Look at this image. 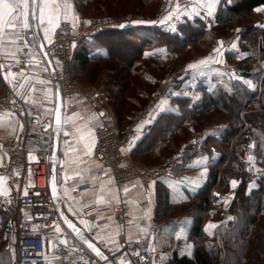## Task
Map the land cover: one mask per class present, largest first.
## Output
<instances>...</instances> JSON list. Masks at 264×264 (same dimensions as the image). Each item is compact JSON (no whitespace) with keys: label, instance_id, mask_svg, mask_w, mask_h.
I'll return each mask as SVG.
<instances>
[{"label":"trees","instance_id":"obj_1","mask_svg":"<svg viewBox=\"0 0 264 264\" xmlns=\"http://www.w3.org/2000/svg\"><path fill=\"white\" fill-rule=\"evenodd\" d=\"M156 1L158 0H84L77 9L81 14L92 8L97 13L110 14L112 11H124L123 7L130 4L139 11L153 10ZM263 9L264 0L221 1L215 20L209 25L200 19H184L175 32L155 26L127 25L122 29H106L96 34L91 43L83 41L74 54L72 65L77 63L84 67L88 63L116 62L124 66L122 72L116 73L112 71V66L105 64L104 69L113 74V78L107 85L109 89L103 88L108 92H102L116 116V125L121 127L118 129L121 133L132 119L133 113L149 99L158 79L167 71V60L164 59L166 56L175 54L180 57L195 46L199 49L207 36H219L238 22L244 24L241 30L244 55L239 59L238 67L241 77L245 82L250 81L254 87L249 88L247 83L235 82L233 92L225 94L218 85L208 89L200 82L195 83V80H178L174 84L175 94L170 97L167 110L156 116L149 131L138 142L143 144L147 141L146 145L149 147L158 145L165 154H171L175 147L185 143L187 135L191 133L189 124L195 129V126L213 113H223L229 116V125L232 126L218 139L210 136L203 141V145L207 142L216 145L215 157L209 163L203 187L188 199L165 207V213L169 210L170 214H174L182 206L184 210L181 212L185 214L183 220L187 221L190 216L191 222L187 221L191 224L189 237L196 243L192 256H178L174 252L162 264H259L255 255V243L264 240V180L255 189L249 190L251 192L247 191L249 174L244 170L241 153L247 144L253 142L252 153L258 157L259 153L262 154L259 147L264 146V91L258 96L256 86L261 73L253 65L257 54L248 49L256 45L259 37L264 39L262 21L254 25L255 13ZM91 49L100 52L95 53ZM227 57L233 59L232 56ZM260 57L264 63V49ZM262 81L264 82V77ZM195 94L200 95L198 101H195ZM137 146L132 149V156L143 158V153H136ZM230 179L239 182L232 199L219 212L214 231L211 234L204 233L201 229L203 215L209 213L210 204L214 200L210 187L221 181L226 189ZM219 203L220 201L217 204ZM214 215L217 216L216 212ZM262 217L261 224L258 223L256 227ZM6 218L0 210L1 237ZM3 251H0V261ZM260 255L264 256V252ZM2 262L4 264V260Z\"/></svg>","mask_w":264,"mask_h":264},{"label":"built area","instance_id":"obj_2","mask_svg":"<svg viewBox=\"0 0 264 264\" xmlns=\"http://www.w3.org/2000/svg\"><path fill=\"white\" fill-rule=\"evenodd\" d=\"M175 2L176 0H163L159 5L156 19L172 10ZM261 21L264 25V19ZM122 23L123 21L117 22L108 17L78 16L76 26L73 27L70 21L62 20L60 26L53 31L51 43L46 51L50 64L48 80L58 85L63 100L72 95H80L85 104L101 119L94 130L93 158L108 172L114 188L121 191L127 184L136 180L140 182L143 190L147 191L156 181L174 177L175 170L180 164L179 156L171 154L156 165L141 168L126 162L125 152L149 131L156 118L155 111L164 109L166 94L171 93L176 81L185 78L195 80L193 75L196 71L211 69L225 75L216 83L226 94L231 93L233 84L237 81L242 82L243 78L238 65L228 62L227 56L239 57L237 46L243 41L241 31L232 33L227 40L217 44L218 46L208 51L204 57L192 59L181 70L171 73L161 85L159 92L153 95L147 105L140 109L119 133L116 123L104 106L100 91L90 86L78 85L72 79L71 68L74 54L83 41H91L96 34L106 29H122L127 24ZM19 31L20 38L16 39L19 44L18 55L11 71L19 76L22 72L21 77H30L33 70L30 54L37 51L38 46L27 39L25 30ZM263 49L264 39L259 37L254 47L257 58H261ZM202 60L207 62L202 65L200 64ZM189 65L195 67L190 68ZM3 71H6L5 68ZM263 77L264 71L256 86L258 96L264 91ZM0 115L23 125L20 136L9 135L0 142V150L7 159L6 164L0 168V176L3 177V187L8 190L7 195H0V210L7 217L3 223L2 234L6 239L5 247L12 249L15 247L11 264H103L77 239L78 244L74 247L54 244L55 251L52 256L47 252V242L39 230V223L45 228L61 223L59 204L63 202V198L59 193L57 180L59 171L62 170L58 165L59 160L63 159L61 151L57 152L54 168L56 189L59 193L56 202L50 191L51 155L54 138L58 137V140L61 138L60 129L55 131L53 120L42 117L35 105L27 106L10 87L0 94ZM201 138V133H195V142L191 144L192 150L200 149ZM66 185L73 188L74 194L86 189V186L75 183ZM94 209L95 206L91 205L83 208L81 213L89 216ZM113 213L121 227L125 228L130 222L129 208L125 203L119 202ZM13 238L14 243L11 240ZM133 245L137 246L138 243ZM96 246L113 260L110 251H106L100 245ZM137 253L135 257L138 264H161L162 256L157 251L140 249Z\"/></svg>","mask_w":264,"mask_h":264},{"label":"crops","instance_id":"obj_3","mask_svg":"<svg viewBox=\"0 0 264 264\" xmlns=\"http://www.w3.org/2000/svg\"><path fill=\"white\" fill-rule=\"evenodd\" d=\"M221 1L227 3L229 0H216L212 14L208 15L206 8L197 6V0H180V15L178 18L176 13H173L171 20L166 21L164 24L159 23L167 15L165 14L160 19L154 20L157 21L155 24H136L138 26H155L171 32H174L172 28L176 29L180 21L184 19H200L209 25L215 20ZM67 2L72 6V15L77 18L79 15L75 1L67 0ZM188 12L192 14L188 15ZM196 12H199L198 16ZM67 21L73 23L71 18ZM130 26L133 27L135 25L131 24ZM52 34L53 32L49 34L50 40H52ZM26 37L38 46V50L32 51L30 54L33 62L32 76L21 77L16 75L15 79H13V84L16 85V90L22 93L21 96H17L27 106L35 105L38 107L42 117L53 120L56 108V86L48 80L50 64L47 60L46 52L50 43L44 38L43 30L37 28L35 24L27 31ZM91 42L92 40L89 43ZM18 49L19 44L16 39L15 43L12 44L9 42V38L5 36L3 43H0V63L5 65L6 71L9 66H13L18 55ZM91 50H94L95 53L100 52L97 49ZM8 51L15 52V56L6 58L5 53ZM84 75V77H87L86 79L79 77L78 79L81 82H91L88 79L91 74H88L87 70ZM224 77L225 75L214 70L202 69L195 72V83L200 82L209 89L213 85H217L216 82ZM0 80L2 83L0 92H5L7 87L10 86L3 80V73L1 72ZM41 80L45 81V83L41 84ZM240 83L245 84V80L243 79ZM10 88L13 89L12 87ZM174 94L171 93L164 100V109L157 111L155 117L167 110L170 97ZM23 96L28 97L27 101ZM199 98L200 95L196 94L195 101H198ZM100 121L101 119L97 113L85 104L80 95H72L63 100L62 122L59 133L61 138L58 140V137H55L53 143V148L57 147V152L61 151L63 154V159H60L58 164L62 170L59 171L60 175L57 178L59 193L63 198V202L59 204L61 223L46 228L39 223V230L47 242V252L54 256V244H62L60 243L61 239L67 241V244L62 245L68 247H74L78 244L75 237L70 233V229L64 219L61 218V214H63L64 217L79 227L90 241L100 245L106 251H110L114 264H121V261L124 264H138L135 256L140 249L159 252L162 256L161 264L168 261L174 252L178 256L186 255L191 257L194 247H196V243L194 244L189 237L191 224L185 220L173 222L170 219L172 214H170L169 210L165 213V207L188 199L203 187L207 180L209 163L215 157L214 145L208 142L203 145V141L210 136L218 139L228 129L227 124H220L205 130V132H199L202 134L201 147L203 148L201 149L200 147L198 151H189V149H186V151L187 142L175 147L174 151H181L180 153L178 152L179 157L187 162L183 161L177 166L173 178L158 180L151 184L147 191H144L140 182L135 180L125 186L128 189L125 192V187L121 191H117L114 188L112 178L108 172L102 169L100 164L93 158V148L91 155H86L83 142L78 139V128L91 129L92 139H94V130ZM21 132V123L9 119L7 116L0 115V142L9 135L20 136ZM65 133L69 134L65 135ZM56 139L58 140L57 142ZM139 140L131 149L125 152L126 162L144 168L160 162L167 156L158 145L149 147V145H146L147 141L139 144ZM135 146H137L136 153H143L144 163L139 162L138 157L132 156L131 151ZM6 162V156L0 150V168ZM189 173L195 175V180L186 178ZM67 183L84 185L86 189L79 194H74L73 188L67 186ZM98 198H100V203H97ZM119 202L125 203L129 208L130 222L125 228L118 224L113 213L114 207ZM91 205L95 206L94 211L89 216L83 215L81 210ZM210 224L215 225L212 221H203L201 229L204 233L209 234L210 231L208 230L211 229L212 231L216 228H207ZM57 225L61 229L60 232L55 231ZM49 241H52L51 245ZM134 243H138V245L134 246Z\"/></svg>","mask_w":264,"mask_h":264},{"label":"rangeland","instance_id":"obj_4","mask_svg":"<svg viewBox=\"0 0 264 264\" xmlns=\"http://www.w3.org/2000/svg\"><path fill=\"white\" fill-rule=\"evenodd\" d=\"M74 1H75V6L76 7L77 6L78 7H81L82 6V3L84 2V0H74ZM162 1L163 0H158V1L154 2L156 4H155L153 10L147 9V10H143V11L140 10L139 11L137 9H134L132 7L133 5H130L129 4V5H125L123 7V10L124 11H120V13L115 12V11H112L110 14L109 13L107 14L105 12L97 13L93 8L92 9H87L85 14H81L78 11V9H77V12H78V15L79 16H83V17H88V16L108 17V18L114 19L117 22H122L123 21L122 24L127 23L125 26H127V25L130 26L131 24H134L135 26H138L136 23H133V22L134 21H154V20H156V14L158 12L159 5H160V3ZM179 3H180V0H176V2L173 3L174 4L173 7H175ZM172 11H173V9L172 10H169V12H172ZM168 13H166V14H168ZM254 18H255V22H254L255 24L254 25H257L258 23H260V21L264 19V9L263 10H258L257 13H255V17ZM240 23H242V22L240 21ZM243 25H244L243 23L242 24H239V22H238V23L234 24V26L229 27V29L226 32L223 31L222 34H220L219 36L218 35H216V36H212V35L207 36L205 38V40L200 44V48L199 49H197V47L195 46L191 51H187L186 53H184L180 57H176L175 54H171L169 56H166L164 59L167 60V64H166V70L167 71L165 72V74H163L158 79L157 84L153 86V92H151V94L149 95V99H147L146 102L143 103V106L140 109H142L143 107H145L147 105V103L150 101V99L153 97V95L156 94L157 92H159V89H160L161 85L166 81L167 77L171 73L178 72L179 70H181L192 59L197 60L199 58L204 57L208 51L214 49L221 42L227 40L231 36L232 33L239 32V31L243 30ZM175 31H177V27H176ZM169 32H171V31H169ZM242 44L243 43H241L240 45L237 46L238 49H239V52H240L239 57H237V58L236 57H232L233 59H229L227 57V61L230 62L233 65H238L239 59L242 58V56L244 55V51L242 50L243 49ZM254 47H248V49L250 51H255L254 50ZM105 64L106 65H109V66H112V68H113L112 71L113 72H116V73H120V72H122L124 70V66L121 65V64H118L116 62H107V63H104V62L101 63L100 62L98 64L97 63L96 64L88 63L84 67L79 66L77 63H73L72 68H71L72 79L78 85H80L82 87H84V86H90V87H93V88H96V89H98V88L102 89V91H100L101 94H102V92H104V93L105 92H108L107 89H103V88L104 87H107L110 79L113 78V74L109 73L107 70L104 69V67L106 66ZM253 65H254L255 69H257L259 71V73H262L263 72L264 63H263V61L261 63V58H256L254 60V62H253ZM86 70H87L88 74H91L90 77H88L89 81H91L89 83H86L84 81L81 82L78 79V77L79 78H84V79L87 78V77H84L85 76L84 73L86 72ZM205 75H208V74H205ZM193 76H195V73H194ZM107 88L109 89V87H107ZM172 92L174 93L173 89H172L171 93ZM2 93H4V92H0V94H2ZM170 94H166V97L165 98H168ZM102 96H103V94H102ZM103 103H104L105 108L109 112L110 117L116 123V120H117L116 119V116L111 111V108H109V105L107 103V99H105L104 96H103ZM139 110H136L133 113L132 116H135L136 113ZM155 112H157V111H155ZM203 121L198 126H195V129H193L192 128V125L189 124V128L191 130L190 131L191 133L189 135H187V139H186L185 142L188 143L187 144L188 147L186 146L185 150L186 149L187 150L189 149V151L192 150L191 144L193 142H195V133L205 132V130H208L209 128H211L213 126H217V125H220V124L221 125L227 124L228 127L230 126L229 125V116H227V115H225L223 113H217V114L216 113L215 114L213 113L211 116H209L208 118H206ZM230 127H232V126H230ZM119 128H121V127L119 126ZM250 145H251V147H250ZM213 147L216 148V145H214ZM253 148H254V143L251 142V143L247 144L246 148L241 153V159H242L243 163L245 164L244 170H245V172L247 174H249L247 191L252 190V189H255L256 187H258L257 186L258 183L261 184L260 181L264 180V146L261 145L259 147V151L261 150V153L262 154L260 155V153H259L258 154V157L255 154L252 153ZM178 152L180 153L181 151H178ZM178 152H175L174 151L171 154H177L178 155ZM171 154H167V156L165 158H167ZM249 156H251L253 158L251 161H249V159H248ZM164 159H162L161 161H163ZM182 159L183 158H180V164L183 163V161L187 162L186 160H184V159L182 160ZM138 161L144 163L145 162V159L144 158H140ZM160 162H157L155 164H151V166L152 165H156V164H158ZM186 178H189L191 180L192 179L195 180V175L189 173L186 176ZM232 180L230 179L228 181V186H227L226 189L222 186L221 181L219 182L218 185L216 184V185H213V186L210 187V193H211V196L214 197V200L210 204L209 213L203 215L204 222L212 221V222L215 223V226H217L219 212L222 211V209H224L225 206L232 199V196L234 194V190L237 188V186L239 184L238 180H235V181H237V184H236L235 187H233L232 184H231V181ZM249 192H251V191H249ZM218 201H220L219 204H217ZM225 201H227V202H225ZM181 210H184V207L181 206V208L178 209V211H176V213H174V214L171 215L170 219H172L173 222L174 221H179V220L183 221V218H184L185 214L183 212H181ZM215 212H216L217 216L214 215ZM261 219H263V217L260 218V220L256 223L257 225L255 224L256 227L259 225L258 223L261 224ZM187 221L191 222L190 216L187 218ZM208 231H210V233H212V231H214V229L212 231H211V229L208 230ZM5 240H6L5 238H3V237L0 236V251L1 250H4L2 252V260H4V264H11V262L13 260V257H14L15 247L13 246V249L12 248H6L5 247V244H4ZM11 240L14 243V240L15 239L13 238ZM255 244H256L255 245L256 246V254H255L256 255V259L259 261V264H264V258H263L264 256L260 255V254H262L264 252V240H259Z\"/></svg>","mask_w":264,"mask_h":264},{"label":"snow or ice","instance_id":"obj_5","mask_svg":"<svg viewBox=\"0 0 264 264\" xmlns=\"http://www.w3.org/2000/svg\"><path fill=\"white\" fill-rule=\"evenodd\" d=\"M216 0H197V6L206 8L207 14L211 15L214 7H215ZM179 8L180 5L177 4L172 12H169L166 16H164L159 23L164 24L166 21L171 20L173 18V13H176L177 18L179 17ZM188 15H191V12L187 13ZM196 15H199V12H196ZM72 19L73 21V27L76 26L75 22L77 20L76 17L72 15V6L67 2V0H0V43H3V38L7 36L9 38V42L14 44L15 39L20 38V29L25 30V33H27L28 30L32 27L33 24L39 29H42L44 32V38L48 40L49 43H51V40L49 39V34L52 33L56 28L60 26L61 20L67 21L68 19ZM133 23L142 24V23H152L155 24L157 21H134ZM124 25H120V27H123ZM173 31H175V28H172ZM235 46V45H233ZM8 56H15V52L8 51L5 53V57ZM207 61L202 60L200 61V64H205ZM189 67H195V65H189ZM5 68V65L3 63H0V72H3V80L8 83L10 87L13 88V90L16 91V95L21 96L22 93L16 90V85L13 84V79H15L17 73L11 71V66L8 67L7 71H3ZM21 76H23V73H20ZM27 79V78H25ZM41 84L45 83V81L41 80ZM249 88H253L254 85L250 81H246ZM23 87V85H21ZM34 90V89H29ZM57 91V95H58ZM23 98L27 101L28 97L23 96ZM55 122L57 127V131H59V125H61L62 118H61V112L60 107L57 106L55 109ZM21 128H23V125H21ZM78 139L83 142V148L86 155H91L92 148L95 146V141L92 139V133L91 129H84V128H78ZM69 133H65V135H68ZM251 147V145H250ZM123 151V149H122ZM249 161H251L253 158L249 156ZM53 180H55V177H53ZM231 184L233 187L236 186L237 181L232 180ZM127 187L124 188V191L127 192ZM7 189L3 187V177H0V195H7ZM53 196L56 195V188L53 186ZM25 195H27V191H25ZM100 198L97 199V203H100ZM227 202V201H225ZM61 218L64 219V222L67 224L68 228L72 230L73 233L76 234V236L87 245L89 249L92 250V252L95 253L97 257H99L101 260L107 261V257L104 256V254L100 251L99 248H97L92 242H90L88 239H86L83 234L81 233L80 229L76 227L70 220H68L66 217L61 214ZM83 222V221H82ZM86 223V222H84ZM215 225H208L207 228H215ZM207 230V229H206ZM56 232H60L61 229L57 225ZM211 234V233H210ZM52 241H49V244L51 245ZM60 243L67 244V241L64 239L60 240ZM138 255V253H137ZM0 264H3L2 261H0ZM121 264H124L123 261H121Z\"/></svg>","mask_w":264,"mask_h":264},{"label":"water","instance_id":"obj_6","mask_svg":"<svg viewBox=\"0 0 264 264\" xmlns=\"http://www.w3.org/2000/svg\"><path fill=\"white\" fill-rule=\"evenodd\" d=\"M47 60H48V62H49V59H48V57H47ZM2 73V72H1ZM55 86H56V107L57 106H59L60 107V112H61V118H62V109H63V99H62V97H61V94H60V90H59V87H58V85L57 84H55ZM57 91H58V95H57ZM56 109V108H55ZM53 127H54V130L55 131H57V125H56V122H55V111H54V115H53ZM60 127H61V125H59V129H60ZM58 140L56 139V142H57ZM57 147L56 148H53V151H52V155H51V186H50V191H51V196H52V198H53V200L56 202L57 200H58V198H59V193H58V191H57V189H56V195H55V197L53 196V186H55V188H56V181L55 180H53V177H54V168H55V162H56V157H57ZM72 222V221H71ZM73 223V222H72ZM74 224V223H73ZM77 227V226H76ZM77 228H79V227H77ZM80 229V228H79ZM80 231H81V233L83 234V232H82V230L80 229ZM70 233L75 237V239H77L78 241H80V242H82L77 236H76V234L75 233H73L72 232V230L70 229ZM83 236L86 238V239H88L84 234H83ZM89 240V239H88ZM90 241V240H89ZM90 242H92V241H90ZM93 243V242H92ZM82 244L87 248V250H89V252L99 261V262H101V263H103V264H114L113 263V260L112 259H110V258H108L104 253H103V251H101L103 254H104V256H106L107 257V261H105V260H101L99 257H97L96 255H95V253L94 252H92V250L91 249H89L88 247H87V245L86 244H84L83 242H82ZM94 244V243H93ZM95 245V244H94ZM96 246V245H95ZM97 247V246H96ZM98 248V247H97Z\"/></svg>","mask_w":264,"mask_h":264},{"label":"bare ground","instance_id":"obj_7","mask_svg":"<svg viewBox=\"0 0 264 264\" xmlns=\"http://www.w3.org/2000/svg\"><path fill=\"white\" fill-rule=\"evenodd\" d=\"M38 184H39V185L41 184V180H40V179L38 180Z\"/></svg>","mask_w":264,"mask_h":264}]
</instances>
